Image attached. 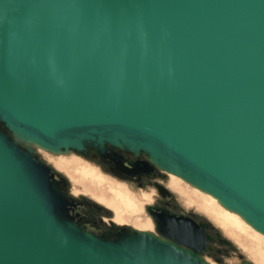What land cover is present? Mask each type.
I'll list each match as a JSON object with an SVG mask.
<instances>
[{
	"label": "water",
	"instance_id": "water-1",
	"mask_svg": "<svg viewBox=\"0 0 264 264\" xmlns=\"http://www.w3.org/2000/svg\"><path fill=\"white\" fill-rule=\"evenodd\" d=\"M0 123L53 154H140L264 234V0H0ZM76 206L0 130V264H208L204 223L146 206L157 235L101 240Z\"/></svg>",
	"mask_w": 264,
	"mask_h": 264
},
{
	"label": "rangeland",
	"instance_id": "rangeland-1",
	"mask_svg": "<svg viewBox=\"0 0 264 264\" xmlns=\"http://www.w3.org/2000/svg\"><path fill=\"white\" fill-rule=\"evenodd\" d=\"M0 130L11 140L16 141L21 149H29L36 160L43 161L45 165L51 167L52 171L60 172L66 181L65 194L68 197L92 201L97 206L112 212L111 218L114 222L112 228L126 226L135 231L157 235L150 218L144 211L146 206L157 202L156 193L151 183L145 184L144 189H140L134 184L129 188L122 181L101 172L96 165L79 155H74L73 152L53 154L35 144L28 145L20 139H15L2 123H0ZM91 158L95 160L94 156ZM85 172L94 175L98 182H91L84 176ZM160 172L164 178L162 181L157 179V182L161 181V185H165L169 190L167 191L171 195L173 212L212 227L211 230H205L213 239L207 243L205 250L199 255L203 261L208 264H263L255 252L256 248L264 251V244L243 235L239 236V240L244 246L239 243L238 233L224 216L225 212L229 210L222 207L215 198L194 188L184 180L172 174ZM198 195L204 196L205 201L213 204L214 211L209 210L200 202ZM237 216L239 215L237 214ZM96 219L104 227L106 223H109L107 217L96 216ZM221 240L227 241L229 244L220 243Z\"/></svg>",
	"mask_w": 264,
	"mask_h": 264
},
{
	"label": "flooded vegetation",
	"instance_id": "flooded-vegetation-1",
	"mask_svg": "<svg viewBox=\"0 0 264 264\" xmlns=\"http://www.w3.org/2000/svg\"><path fill=\"white\" fill-rule=\"evenodd\" d=\"M105 148L106 151L104 153V157L100 156L95 150L89 147H86L85 153L79 154V156L96 165V167L101 171L122 181L129 188L132 184H134L136 187L144 189L145 184L151 183L156 193L155 199L157 202L149 205V209L163 208L175 214L171 206V195L169 193L161 194L155 187V185H159L166 188L165 185H161V181L164 177L159 170L151 167L150 165L147 167L144 166V164L148 163L145 157L140 154L132 156L131 153L124 150H118L109 146H105ZM92 156H94L95 160L91 158ZM108 156L113 157L115 162H113L111 158H107ZM53 174L56 188L61 193L65 194V178L60 174V172L58 173L53 171ZM157 179H160L161 181H158V183ZM73 200H75L77 206L71 220L82 232L91 234L101 240L115 241L119 234L128 230L124 227L112 228L111 226L114 224L111 218L113 213L111 212V214L105 209H100L96 203H92V201L82 198H73ZM96 216L107 217L109 223H106L105 227L102 226L97 222ZM192 220L195 221L194 219Z\"/></svg>",
	"mask_w": 264,
	"mask_h": 264
},
{
	"label": "bare ground",
	"instance_id": "bare-ground-1",
	"mask_svg": "<svg viewBox=\"0 0 264 264\" xmlns=\"http://www.w3.org/2000/svg\"><path fill=\"white\" fill-rule=\"evenodd\" d=\"M19 140V139H18ZM22 141V140H21ZM23 142H25V143H27L28 145H30V144H34V143H32V142H28V141H25V140H23ZM57 153H65V152H62V151H60V152H57ZM67 153H69V152H67ZM164 172V171H163ZM166 173H169V172H166ZM169 174H172V173H169ZM172 175H174V174H172ZM84 176L86 177V178H88L91 182H98V180H97V178L94 176V175H92L91 173H88V172H85L84 173ZM174 176H176V175H174ZM176 177H178V178H180L179 176H176ZM181 179V178H180ZM183 180V179H182ZM194 186V185H193ZM194 188H197L196 186H194ZM197 189H199V188H197ZM200 190V189H199ZM202 191V190H201ZM202 192H204V191H202ZM204 193H206V192H204ZM206 194H208V193H206ZM208 195H210V194H208ZM211 196V195H210ZM211 197H213V196H211ZM198 198H199V200H200V202H202L209 210H211V211H214V206H213V204H211V203H209L208 201H205L204 200V196H202V195H198ZM214 198V197H213ZM216 199V198H215ZM217 200V199H216ZM218 201V200H217ZM219 203V202H218ZM220 204V203H219ZM221 205V204H220ZM222 206V205H221ZM223 207V206H222ZM225 208V207H224ZM226 209V208H225ZM228 210V209H227ZM237 214L238 213H236V212H233V211H226L225 212V214H224V216H225V218H226V220H227V222L230 224V226L231 227H233L235 230H236V232L238 233V241H239V243H241L240 242V240H239V236L240 235H243V236H245L246 238H253V239H255L256 241H258V242H260V243H262V244H264V234H262V233H260V232H258L256 229H254L249 223H247L243 218H240L239 216H237ZM127 216H129V215H127ZM128 224V223H127ZM124 227H126V226H124ZM126 228H129L130 230H132V231H135V230H133L132 228H130V227H126ZM136 232H140V231H136ZM142 233H145V232H142ZM250 238V239H251ZM242 244V243H241ZM243 245V244H242ZM244 246V245H243ZM257 250H256V252H255V254H256V256H258V259L264 264V251L263 250H259L258 248H256Z\"/></svg>",
	"mask_w": 264,
	"mask_h": 264
}]
</instances>
